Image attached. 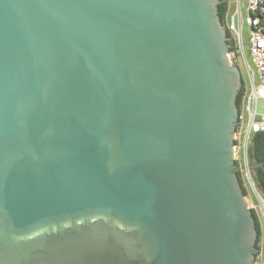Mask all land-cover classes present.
Masks as SVG:
<instances>
[{
  "label": "water",
  "instance_id": "95a60500",
  "mask_svg": "<svg viewBox=\"0 0 264 264\" xmlns=\"http://www.w3.org/2000/svg\"><path fill=\"white\" fill-rule=\"evenodd\" d=\"M219 4L0 0V264H254Z\"/></svg>",
  "mask_w": 264,
  "mask_h": 264
},
{
  "label": "built area",
  "instance_id": "2783aa9c",
  "mask_svg": "<svg viewBox=\"0 0 264 264\" xmlns=\"http://www.w3.org/2000/svg\"><path fill=\"white\" fill-rule=\"evenodd\" d=\"M264 0H229L225 14V28L228 31L229 49L227 56L232 65L237 66L241 76L242 95L238 109V123L234 133V161L248 175L250 160L247 149L250 136L255 132H264ZM248 27L249 32H245ZM262 102L263 112L258 111V103ZM240 154L237 160L236 154ZM242 179V177H241ZM245 189H252L253 179L243 180ZM258 218L261 236L259 253L254 264H264V205H260L261 215L253 206Z\"/></svg>",
  "mask_w": 264,
  "mask_h": 264
},
{
  "label": "trees",
  "instance_id": "16d2710c",
  "mask_svg": "<svg viewBox=\"0 0 264 264\" xmlns=\"http://www.w3.org/2000/svg\"><path fill=\"white\" fill-rule=\"evenodd\" d=\"M219 1H220V4L217 6L218 17L220 19V23L225 28V14L227 12L229 0H219ZM262 22L264 26V19L262 20ZM225 31H226L227 37L230 38V35L228 31L226 30V28H225ZM241 95H242V88L240 89L236 97V105L238 109L240 108ZM234 145H235V142H234ZM247 154H248V158L250 162L252 161L255 163H261L263 165V168H257V170L252 171V177H253L254 183L258 186L259 191L264 199V132H255L250 136ZM235 163L237 162L235 161ZM237 177L241 185L242 193L244 196H246L247 192L243 185L240 172L237 173ZM249 211L251 213V216L254 219L255 228H256L255 246L259 248V242H260V236H261L260 224H259L255 211L253 209H249Z\"/></svg>",
  "mask_w": 264,
  "mask_h": 264
},
{
  "label": "rangeland",
  "instance_id": "374dc122",
  "mask_svg": "<svg viewBox=\"0 0 264 264\" xmlns=\"http://www.w3.org/2000/svg\"><path fill=\"white\" fill-rule=\"evenodd\" d=\"M241 3H244V0H240ZM245 32H249V29L248 27H245ZM258 111L259 112H263V104L262 102H259L258 103ZM240 154L237 153L236 154V158L237 160H240V163H241V159H240ZM241 177L243 180H245V184L249 187V183L247 184V180H252L253 177H252V170L249 171L248 175L241 172ZM244 185V183H243ZM250 188V187H249ZM253 190L251 189H246V192H247V195L245 196V201L247 204H249V206H253L254 209L256 210V212L261 215V211H260V205L263 204L264 205V199L259 191V188L258 186L253 182V187H252ZM261 243H259V246H260Z\"/></svg>",
  "mask_w": 264,
  "mask_h": 264
},
{
  "label": "crops",
  "instance_id": "0c3cea01",
  "mask_svg": "<svg viewBox=\"0 0 264 264\" xmlns=\"http://www.w3.org/2000/svg\"><path fill=\"white\" fill-rule=\"evenodd\" d=\"M245 1V0H244Z\"/></svg>",
  "mask_w": 264,
  "mask_h": 264
}]
</instances>
